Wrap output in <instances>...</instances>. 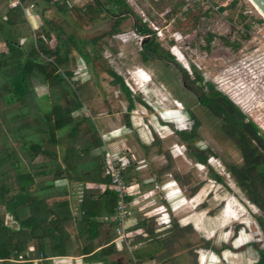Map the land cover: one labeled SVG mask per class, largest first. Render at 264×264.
Wrapping results in <instances>:
<instances>
[{"label": "rangeland", "instance_id": "1", "mask_svg": "<svg viewBox=\"0 0 264 264\" xmlns=\"http://www.w3.org/2000/svg\"><path fill=\"white\" fill-rule=\"evenodd\" d=\"M74 1L83 10L98 6L96 0ZM100 1L103 10L92 27L81 26L72 12L64 14L45 4L34 12L36 18L30 16L19 26V32L25 36L20 41L30 50L33 30L43 25L40 11L45 9L47 19H56L74 32L81 45L105 35L122 18L120 31L105 36L95 49L129 87L132 110L112 76L93 69L76 49L69 66L72 81L83 86L84 110L95 119L100 134L111 137L105 140L107 147L129 155L131 178L126 181L136 186L132 191H139V202L131 207L130 229L140 228L147 234L131 235L132 243L142 244L132 252L124 246L111 258L118 264H255L259 260L256 247L264 248L258 222L264 209L253 203L230 171L231 166L244 165L238 137L224 132L226 121L202 105L199 97L209 92L208 83L213 84L264 132V16L250 0H237L235 5L233 0H212L208 8L188 5L186 9L182 0H126L176 61L144 60L141 50L146 36L136 32L134 17L117 16L118 9L109 12L107 0ZM55 40L54 36L48 41L51 47ZM85 44L84 50L90 51L92 46ZM194 67L203 81L196 79ZM37 91L38 105L45 112L52 106L50 93H44L49 89ZM70 107L78 111L75 105ZM195 124L198 138L188 146L177 131L190 130ZM0 143L4 144L1 137ZM189 150L208 154L207 163L191 157ZM212 172L223 179L213 178ZM261 185L257 184V191L264 201ZM79 191L81 186L75 187L72 196ZM168 198L178 206L170 213V225H159L162 213L155 208L168 207Z\"/></svg>", "mask_w": 264, "mask_h": 264}, {"label": "trees", "instance_id": "2", "mask_svg": "<svg viewBox=\"0 0 264 264\" xmlns=\"http://www.w3.org/2000/svg\"><path fill=\"white\" fill-rule=\"evenodd\" d=\"M0 1L4 3V7H0V44L3 45L0 49V137L8 135L13 142L18 141L19 148L30 160L43 156V162L36 166L38 174L45 175L48 170L63 168L64 164L68 177L67 185L64 186L57 185L54 180L36 183L37 173L33 175L16 168L13 160L16 153L14 146L0 150V264H35L28 259L40 255L46 258L84 256L88 261L118 264V260L111 258L115 252L111 242L116 237L117 223L105 219L116 210L118 193L110 187L111 181L106 173L103 138L95 120L82 106L83 86L72 81L73 73L69 66L72 63V49H76L87 62L92 63L93 69L112 76L113 84H118L124 91L129 101L128 109L132 110L134 102L129 87L95 49V44L105 36L120 31L122 18L115 20L112 29L105 35L82 41L79 45L74 32H68L56 19H47V10L43 9L40 11L43 25L33 30L35 41L27 50L20 41L25 36L19 32V26L25 24L28 17L23 9L10 8L7 0ZM35 2L38 10L41 5L52 4L58 12H72L78 23L87 28L95 24L97 13L103 10L100 0H96L98 6H89L86 10L76 5L68 6L65 1ZM107 2L109 12L118 9L120 12L117 16L124 14L125 17H134L136 32L146 36L141 50L144 60L157 57L176 61L174 55L157 41L155 31L133 11L126 0ZM236 3L237 0L232 1V5ZM219 10L223 11L225 7H219ZM246 27L249 28V25ZM54 36L56 45L51 47L48 41ZM212 37L211 34L207 41L210 42ZM85 43L92 46L90 51L84 50ZM194 69L196 79L203 81V76ZM38 86L49 89L52 98L49 111L42 112L36 103ZM208 87L209 92L200 95V103L234 120L240 133L237 141L246 156V163L243 166H231L230 171L240 186L245 188L253 203L264 209V201L257 191L258 183L264 187V168L259 170V165L264 164V152L251 147V139L242 138V128L261 143L263 150L264 132L228 95L217 90L211 83H208ZM71 104L78 110L76 113L71 109ZM34 109H39L38 115ZM127 124L130 125L129 119ZM28 128L35 131L34 136L26 132ZM177 132L188 146L197 141L196 124L190 130ZM188 154L200 163H207L208 154L203 151L189 150ZM129 172V168L123 171L127 181L131 178ZM211 176L217 180L223 179L213 172ZM78 186L82 188V198L73 196L69 199V191ZM15 191L18 193L15 194ZM35 191H56L52 204L47 202V197L36 195ZM23 204L29 208V214L21 219L16 207ZM72 204L76 205L80 213L78 218L75 217ZM48 209L56 217L44 225L46 220L42 212ZM8 213L18 218V230L7 225ZM258 222L264 235V216L258 217ZM256 249L259 260L255 264H264V248ZM20 255L28 261H10L11 258L18 259Z\"/></svg>", "mask_w": 264, "mask_h": 264}, {"label": "crops", "instance_id": "3", "mask_svg": "<svg viewBox=\"0 0 264 264\" xmlns=\"http://www.w3.org/2000/svg\"><path fill=\"white\" fill-rule=\"evenodd\" d=\"M35 16H34V18H36ZM38 88H41V89L45 90V86H39ZM38 88H37V90H38ZM37 90H36V94H35V100H36V103L38 105V100L40 99V94L38 93ZM44 93H46L45 95H47V93L49 94L48 91H45ZM45 97L46 96H44L43 98H45ZM37 110H39V109H34V112H35L36 115H38V111ZM47 111H49V109ZM26 132H28L30 134V136L31 135L34 136V132L35 131L32 128H28L26 130ZM101 136L103 138V135H101ZM112 136H118V135L115 134V135H112ZM1 138H3L4 144L2 145L0 143V150H6V148L12 147L14 145V147L16 148V151H15L16 153L14 155V159L13 160H14V162L16 164V168H20V170L22 172H31L33 175H35V173H37V175H35V181H36V183H40V182H42L44 180H48V181L49 180H54L57 185H62V186L67 185L68 177H67V174H66V171H65V165L64 164H63V168L54 169V170H51L50 172L48 170V172H46L45 175L38 174L39 170H38V167H36V166L39 163L43 162L42 161L43 156H37L34 159H31L30 160V158H27L23 154L22 150L19 148L18 141H14L13 142L12 139H11V137H9L8 135L7 136H5V135L4 136H1ZM106 138L109 139L111 137L110 136H107ZM12 143H13V145H12ZM106 146L107 145L105 144V147ZM116 152L120 156L126 157L127 159H129V162L130 163L127 165V167L125 169L130 168L131 167V159H130L129 155L126 154V153H123V151H121V150L120 151L118 150ZM17 173H18V171L15 172V176H17ZM131 185H132V190H134L136 186L133 185V184H131ZM89 186H96V184H89ZM34 188L36 189L37 186H34ZM54 192H56V191H35V194L36 195H39V196H45V197H47V202L50 203V204H52L51 202L53 201ZM69 192L70 193L68 195V198L71 199L73 197L72 196V191H69ZM138 192L139 191H133V194L131 195V202H132V206L133 207L134 206H137V204L139 202L138 199H137ZM14 193L17 194L18 191H15ZM144 194L147 197L149 196V195H147L148 192L147 193H144ZM73 195H74V198L80 199L78 192L77 193H73ZM169 199L170 198L166 199L167 202L169 203V206L168 207L165 206V204H161V205L156 206V208H155V209H158L157 211L159 213H162L161 216L158 217V219H160V220H158L159 225L160 224H162V225L165 224L166 226L170 225V218H169L170 217V213L171 212L173 213L175 211V209L177 208V206H178V205L177 206L171 205V202H170ZM73 206H72V208H73V212L75 214V217L78 218V216L80 215V213L78 212V209H77L76 205L74 207ZM161 209H163V210H161ZM16 211H17V213H18V215H19V217L21 219L27 217L28 214H29V208H27L26 204H23L21 206L20 205L17 206L16 207ZM164 215H165V218H164ZM42 216L46 220L45 223H44V225H47L50 221L54 220L55 217H56L55 214H54V212L51 209H48V210L43 211L42 212ZM6 223L12 229H17L18 230L19 227H20L18 218L17 217H14L12 215V213H8L7 214V216H6ZM133 228H135V227L132 226L131 229H130L131 235H133V234H141L142 233V229H140V228L133 229ZM142 234H147V233H144L143 232ZM138 243L142 244L141 242H138ZM135 244H137V243H135ZM112 245L114 246V251L115 252H119V251L124 250V247H123L124 243L121 244L120 242H113ZM141 259L142 258H139V260H141ZM62 260L63 261H58L56 263L55 262H51V261L50 262H45V264H106L104 262L88 261V260L85 259L84 256H79L77 259H74V258H71V257H67V258H63ZM0 261H1V259H0ZM145 263H147V262H145Z\"/></svg>", "mask_w": 264, "mask_h": 264}, {"label": "built area", "instance_id": "4", "mask_svg": "<svg viewBox=\"0 0 264 264\" xmlns=\"http://www.w3.org/2000/svg\"><path fill=\"white\" fill-rule=\"evenodd\" d=\"M60 1L61 3L65 1L68 6L74 5V0H53ZM183 6L186 9L188 5H201L209 7L212 4V0H182ZM7 4L10 8H21L24 10L28 19L35 16L36 12V2L35 0H7ZM33 11V13H31ZM37 13V12H36ZM37 15V14H36ZM106 136L103 135V141L105 143ZM106 144V143H105ZM105 164H106V173L110 178L111 184L110 187L113 188L118 193V205L116 210L105 217L109 221H114L117 223L116 227V237L111 242H120L124 243L123 247L126 246L130 252H132L137 246L141 245L140 243H132L130 240L131 231L130 220L132 219V202L130 196L133 194L132 185L129 184L123 176V171L130 163L129 159L126 157L120 156L117 152L111 151L107 146L104 151ZM82 191H79V198H82ZM28 254V253H26ZM71 257L77 259L79 256H54V257H44L40 255L38 258L28 259L33 261L35 264H45V262H58L63 261V258ZM25 260L23 255H20L18 259H10V261H28Z\"/></svg>", "mask_w": 264, "mask_h": 264}, {"label": "flooded vegetation", "instance_id": "5", "mask_svg": "<svg viewBox=\"0 0 264 264\" xmlns=\"http://www.w3.org/2000/svg\"><path fill=\"white\" fill-rule=\"evenodd\" d=\"M214 113H216L217 115H221V118L226 121V124L228 125V127H227V130H224V132L227 135H229L232 138L238 137L240 135L239 130L236 126V122L234 120L226 118L223 114H220L217 112H214ZM242 138L251 139V142H252L251 147H255L258 152H264L261 143L256 138H252L250 132H248L244 128H242ZM242 155H243V164H245L246 163V156L244 155L243 150H242ZM263 166H264V164L259 165V167H263Z\"/></svg>", "mask_w": 264, "mask_h": 264}, {"label": "water", "instance_id": "6", "mask_svg": "<svg viewBox=\"0 0 264 264\" xmlns=\"http://www.w3.org/2000/svg\"><path fill=\"white\" fill-rule=\"evenodd\" d=\"M264 15V0H251Z\"/></svg>", "mask_w": 264, "mask_h": 264}, {"label": "bare ground", "instance_id": "7", "mask_svg": "<svg viewBox=\"0 0 264 264\" xmlns=\"http://www.w3.org/2000/svg\"><path fill=\"white\" fill-rule=\"evenodd\" d=\"M250 2L256 7V9L258 10V12L263 15V13L258 9V7L250 0ZM264 16V15H263ZM144 76V75H143Z\"/></svg>", "mask_w": 264, "mask_h": 264}]
</instances>
